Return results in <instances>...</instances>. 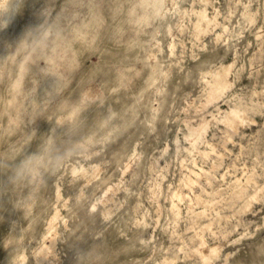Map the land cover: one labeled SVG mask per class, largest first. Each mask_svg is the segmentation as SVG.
Returning <instances> with one entry per match:
<instances>
[{
  "label": "rangeland",
  "instance_id": "374dc122",
  "mask_svg": "<svg viewBox=\"0 0 264 264\" xmlns=\"http://www.w3.org/2000/svg\"><path fill=\"white\" fill-rule=\"evenodd\" d=\"M163 1L0 0V264H264V0Z\"/></svg>",
  "mask_w": 264,
  "mask_h": 264
},
{
  "label": "bare ground",
  "instance_id": "6f19581e",
  "mask_svg": "<svg viewBox=\"0 0 264 264\" xmlns=\"http://www.w3.org/2000/svg\"><path fill=\"white\" fill-rule=\"evenodd\" d=\"M210 1V0H209ZM90 2V1H89ZM162 2H164L163 0H154V3H153V6H154V9H155V12L156 14L158 15L161 10V4ZM202 3L204 6H206L208 4V0H202ZM2 5V4H1ZM15 5H16V1H13V2H10V3H3L2 5V12H4L5 14L4 15H9L10 11L12 9L15 8ZM93 8V7H92ZM205 7L201 8V10H198L197 12V16H196V20L195 22L193 23V26H194V32H195V35H198L200 34L201 32H204L206 28L210 27V26H214V28L216 27V25L218 24V22L216 21V17L212 16V15H209L206 13V10L204 9ZM93 10V9H91ZM163 12V11H162ZM93 14V12H92ZM85 23V21H84ZM85 25V24H84ZM47 32V29L45 30ZM49 31V30H48ZM86 31V30H85ZM83 32V31H82ZM88 32V31H86ZM85 32V33H86ZM43 33H44V30H43ZM49 33V32H48ZM47 33V34H48ZM84 33V32H83ZM89 34V33H88ZM219 34V33H218ZM45 35V34H44ZM202 35V34H201ZM219 36V35H217ZM216 36V37H217ZM197 37V36H196ZM172 46V45H170ZM172 48V47H171ZM230 65V64H228ZM227 65V66H228ZM229 67V66H228ZM218 70V69H217ZM230 71V70H229ZM155 72V70L153 69L152 70V74ZM227 69L226 68H223L221 71H218L216 73H214L212 75L213 79L212 81L210 82V88L208 90V93L206 95V99H205V102H204V107L206 105H209L211 103H215V108L217 109V111L219 113L223 112L224 115L222 116L224 123L226 125H228L229 127L231 128H236V124L237 122L239 123L240 121H238L240 119V113H241V109H238L237 108H230L229 110L227 111H221V108L219 107V105H217V101L220 100L223 95V93H225V91L227 90V88L229 89V82L227 80ZM210 72H207L206 74H208ZM230 73V72H229ZM211 74V73H210ZM211 78V77H210ZM207 83V82H206ZM232 84V83H230ZM209 87V86H208ZM207 92V91H206ZM229 92V91H228ZM237 106V105H236ZM203 107V108H204ZM207 107V106H206ZM211 112V111H210ZM209 112V114H210ZM214 114V113H213ZM218 114V113H217ZM219 115V114H218ZM211 116V115H210ZM212 117V116H211ZM243 117V115H242ZM211 119V118H210ZM209 119V120H210ZM215 119V118H214ZM212 118V120H214ZM246 119V118H244ZM127 122V121H126ZM208 120L206 118H204V116H202V118L200 119V121L197 123V124H192V123H189L187 124V132L184 133L183 135V138L185 140H187L191 146L193 148L196 147V145L200 144V143H203V144H206L208 145L209 142L208 140H206L203 135H204V132H206V129L207 127L209 126L207 124ZM209 123V122H208ZM244 123V122H243ZM241 124H242V121H241ZM208 125V126H207ZM206 134V133H205ZM178 142V141H177ZM205 153V152H204ZM193 164H195L194 162H192ZM197 172L192 169V168H189L188 170V174L186 175V182L189 184V183H192L190 184L191 186L193 185V182L196 180L193 176H196L197 177ZM199 175V174H198ZM252 178H248L247 180L250 181ZM255 183V182H254ZM255 186V185H254ZM262 186V185H261ZM59 190V189H58ZM258 189H256L257 191ZM255 191V190H254ZM252 195V194H250ZM254 195V194H253ZM252 195V197H254ZM181 193L178 192V191H175L172 193V201H171V208L176 211L175 213L178 215L179 214V210H178V205L177 203L175 202L174 198H177V199H180L181 198ZM251 198V196L249 197ZM255 198V197H254ZM256 200V198L254 200H252L253 202ZM211 200H208L207 203H209ZM246 202H249V201H246ZM257 202V201H255ZM246 205V204H245ZM249 205H251V203H249ZM247 207V206H245ZM204 211V209H203ZM203 211H198L197 212V215L202 218L204 216V212ZM53 218H55V216H53ZM210 224H208L207 226H209ZM204 247H205V242H204V239L202 238L201 240V244H200V247L198 249H201L203 251H206L204 250ZM212 247V246H211ZM215 248V247H214ZM214 250V249H213ZM216 250V249H215ZM214 250V252H215ZM213 252V253H214ZM38 257L40 256L42 260L40 263H44L45 260H46V254L45 252H40L39 254H36ZM208 257L206 255H204V252H203V259H207Z\"/></svg>",
  "mask_w": 264,
  "mask_h": 264
},
{
  "label": "clouds",
  "instance_id": "9594fccd",
  "mask_svg": "<svg viewBox=\"0 0 264 264\" xmlns=\"http://www.w3.org/2000/svg\"><path fill=\"white\" fill-rule=\"evenodd\" d=\"M22 172H23V168H22L21 172H20V173H18V175H21V174H22Z\"/></svg>",
  "mask_w": 264,
  "mask_h": 264
}]
</instances>
